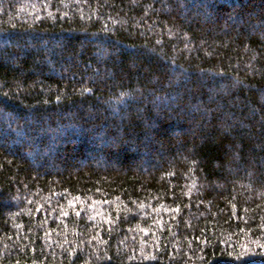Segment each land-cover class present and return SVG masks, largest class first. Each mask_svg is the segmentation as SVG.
Returning a JSON list of instances; mask_svg holds the SVG:
<instances>
[{
	"label": "trees",
	"instance_id": "1",
	"mask_svg": "<svg viewBox=\"0 0 264 264\" xmlns=\"http://www.w3.org/2000/svg\"><path fill=\"white\" fill-rule=\"evenodd\" d=\"M0 264H264V0H0Z\"/></svg>",
	"mask_w": 264,
	"mask_h": 264
},
{
	"label": "snow or ice",
	"instance_id": "2",
	"mask_svg": "<svg viewBox=\"0 0 264 264\" xmlns=\"http://www.w3.org/2000/svg\"><path fill=\"white\" fill-rule=\"evenodd\" d=\"M237 259H240V257H237Z\"/></svg>",
	"mask_w": 264,
	"mask_h": 264
}]
</instances>
